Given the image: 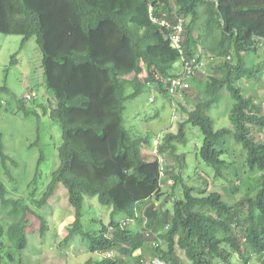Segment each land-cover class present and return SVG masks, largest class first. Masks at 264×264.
Returning a JSON list of instances; mask_svg holds the SVG:
<instances>
[{"label": "trees", "instance_id": "16d2710c", "mask_svg": "<svg viewBox=\"0 0 264 264\" xmlns=\"http://www.w3.org/2000/svg\"><path fill=\"white\" fill-rule=\"evenodd\" d=\"M180 21L182 52L170 38ZM0 33L22 36V46L36 38L63 137L60 164L42 194L34 188L28 198H15L2 176L14 180L10 165L18 163L0 133V264H27L21 252L29 246L28 234L36 227L42 236L49 230L43 207L59 184L74 209L62 247L79 234L90 252L102 255L83 264H155V257L184 264L180 251L191 264H233L235 254L244 264H264V141L255 133L264 130V103L245 85H261L264 72L258 58L264 52V0H0ZM205 58L212 62L201 81L204 98L188 110L189 92L172 95L168 79L191 60L196 75ZM149 88L187 115L176 133L158 138L155 155L162 158L153 161L142 151V143L155 148L152 138L133 136L124 117L127 101ZM9 91L0 85V94ZM29 93L19 100L25 116L35 113L26 100L38 98L28 99ZM229 97L232 126L216 129L210 112ZM187 124L202 132L197 156L215 178L228 182L234 203L209 191L208 180L192 186L168 170L165 155L185 161L178 148L187 142ZM249 173L251 182L235 183ZM166 174L173 176L174 190L181 187V196L171 194V208L155 200L164 194ZM86 196L112 209L107 224L97 221L95 233L82 222Z\"/></svg>", "mask_w": 264, "mask_h": 264}, {"label": "rangeland", "instance_id": "374dc122", "mask_svg": "<svg viewBox=\"0 0 264 264\" xmlns=\"http://www.w3.org/2000/svg\"><path fill=\"white\" fill-rule=\"evenodd\" d=\"M22 41L23 37L20 35L0 33V85H6L10 90L8 93L0 94V133L4 135L6 152L18 163L17 166L10 165L14 180L7 175H3L2 179L15 198L18 196L28 198L34 188H39V195L42 194L51 180V173L60 164L59 148L63 143L60 124L52 115L57 107V100L54 94L47 90L40 47L35 37L30 38L24 46H22ZM258 58L259 61L264 59L262 49ZM204 61L207 67L204 63L199 69L195 75L197 83L191 82L192 89L185 97L188 98L185 104L188 110L194 108L197 98L199 100L204 98L201 81L207 78L209 64L212 62L208 58ZM178 67H180L179 64L176 65V68ZM255 81L246 80L245 85L250 94L258 93V102L264 103V72L261 76V85H256ZM31 91L35 92L38 98L36 101L26 100V103L35 113L25 116L19 107V100L25 99ZM132 91V86H128L127 92ZM189 99H192V103L188 102ZM171 102V99L158 92H153L150 88L138 97L129 99L124 113L128 130L133 136H150L154 146L156 145L154 140L159 137L162 140L165 133H176L179 124L187 119V115L182 106L179 110H175ZM231 105L230 97L224 103L214 105L210 114L215 119L216 129L232 126L229 119ZM186 133L187 142L180 144L178 148V153L184 154L185 161L179 162L165 155L168 170L172 169L175 175H182L185 181L192 186L203 185L202 182L208 180L209 191H219L225 200L234 203V199L228 196L226 191L229 186L228 182L222 176L215 178V170L197 156L198 149L203 142L200 129L187 124ZM255 133L259 141H264V130L257 129ZM142 146L144 157L147 160L162 158L161 155H155L157 153L154 152L155 148L153 149L152 146L144 145V143ZM239 149L238 146L237 150ZM41 156L44 159L39 164ZM182 164L183 168H181ZM37 171L40 174L35 182ZM166 176L164 181L167 184H165L164 194L159 197V200L156 198L155 200L171 208L173 200L171 194L176 191V194L181 196V187L174 190L173 176L171 174H166ZM252 180L253 174L249 173L241 181L237 180L235 183L241 186ZM68 202V191L63 184H59L56 195L49 201L48 208L43 207L49 230L42 236L39 234V227L30 229L29 246L21 252L22 259L27 264H83L89 258L97 259L102 256L99 253L90 252L79 234L62 247V242L68 235L74 218V209ZM111 212V207L102 205L97 196H86L82 206V222L85 230L95 233L101 227V223L97 221L102 220L107 224L110 221ZM117 217L121 219L123 214H118ZM54 220H57L56 226L51 225ZM35 222L39 225L38 219H34ZM35 230L37 233L32 234ZM180 252L183 262L191 264L183 251ZM105 255L108 256L109 253ZM234 256L233 264H240L242 261L238 258L239 256L237 254Z\"/></svg>", "mask_w": 264, "mask_h": 264}, {"label": "built area", "instance_id": "2783aa9c", "mask_svg": "<svg viewBox=\"0 0 264 264\" xmlns=\"http://www.w3.org/2000/svg\"><path fill=\"white\" fill-rule=\"evenodd\" d=\"M155 21H158V19L154 18ZM161 23L164 25H169L167 20H161ZM182 22L180 21L178 23V25L175 27L174 32L172 33V35L170 36L172 44L174 47H176L177 49H179L181 52L183 51V47H182ZM192 60L191 61H186L185 67H184V71L182 72L181 75H178L176 77H171L168 79V81L170 82V92L172 93V95H177L180 92H190L192 89V84H191V79L192 77L195 76V72L192 69ZM203 63L200 65V68L202 67ZM199 68V69H200ZM37 97V94L35 92H31L28 95V99L30 98H34ZM155 150L154 152L157 153V147H158V140H155ZM163 174V173H162ZM153 262L155 264H171L169 262H166L164 260H162L159 257H155L153 259Z\"/></svg>", "mask_w": 264, "mask_h": 264}, {"label": "clouds", "instance_id": "9594fccd", "mask_svg": "<svg viewBox=\"0 0 264 264\" xmlns=\"http://www.w3.org/2000/svg\"><path fill=\"white\" fill-rule=\"evenodd\" d=\"M157 140H158V139H157ZM154 141H155V140H154ZM158 141H159V140H158ZM239 148H241V146H239ZM239 150H240V149H239ZM236 151H238V150L236 149ZM162 173H163V172H162ZM162 176L164 177V174H162ZM237 255H238V254H237ZM238 256H239V255H238ZM234 258H235V256H234ZM234 258H233V259H234ZM238 258H240V256H239ZM240 259H241V258H240ZM241 261H242V262H241L240 264H244V262H243L242 259H241ZM179 264H181V263H179ZM184 264H186V263H184ZM214 264H220V263H219V262H218V263L216 262V263H214Z\"/></svg>", "mask_w": 264, "mask_h": 264}]
</instances>
